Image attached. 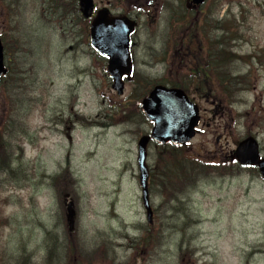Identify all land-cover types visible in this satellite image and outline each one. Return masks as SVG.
Returning <instances> with one entry per match:
<instances>
[{
    "label": "rangeland",
    "instance_id": "374dc122",
    "mask_svg": "<svg viewBox=\"0 0 264 264\" xmlns=\"http://www.w3.org/2000/svg\"><path fill=\"white\" fill-rule=\"evenodd\" d=\"M147 1L95 0L99 9L141 23L133 36L136 77L120 97L106 62L90 47L77 2L0 0V36L14 48L0 85V264H83L82 251L98 247V264H264L263 179L254 170H204L250 136L264 157V0H211L194 16L188 0H155L150 9ZM176 18L224 30L232 56L216 70L241 78L230 79L225 94L188 87L203 125L180 154L204 162L182 175L183 198L163 212L164 226L152 227L148 246L140 241L147 219L137 143L152 125L140 116L134 94L137 81L189 82L168 53ZM209 53L193 54L194 62ZM158 153L161 147L152 144L148 165L156 172Z\"/></svg>",
    "mask_w": 264,
    "mask_h": 264
},
{
    "label": "water",
    "instance_id": "95a60500",
    "mask_svg": "<svg viewBox=\"0 0 264 264\" xmlns=\"http://www.w3.org/2000/svg\"><path fill=\"white\" fill-rule=\"evenodd\" d=\"M205 0H193L192 5H200ZM93 0H80V10L84 18L94 13ZM136 22L127 18L111 19L108 11H99L91 24V46L101 56L109 57L108 71L113 80L112 88L119 95L124 92L123 78L130 76L133 70L130 36L135 31ZM7 70L4 65V48L0 41V77ZM143 111L155 124L152 138L159 144L169 143L180 146L188 143L196 135L200 124L199 109L192 104L186 94L179 89L156 87L143 102ZM151 137H144L139 142L138 164L143 200L148 203V178L146 166L147 146ZM259 146L254 139L242 142L237 149V158L243 165L257 166L264 178V159H260Z\"/></svg>",
    "mask_w": 264,
    "mask_h": 264
},
{
    "label": "trees",
    "instance_id": "16d2710c",
    "mask_svg": "<svg viewBox=\"0 0 264 264\" xmlns=\"http://www.w3.org/2000/svg\"><path fill=\"white\" fill-rule=\"evenodd\" d=\"M72 2H75V0H72ZM76 6V5H74ZM77 11V9H76ZM200 25L198 24L197 21L195 20H190L188 22V24H185L181 30H179V37H175V39L172 40V44H173V57L178 61V64L180 65V68L183 65V60H184V54L187 56V54L189 52H194L195 50H197L198 48L201 49V38L203 37V35H200ZM175 32H178V30H175ZM4 45H5V49L7 54L10 52L9 46H8V42H7V38L4 37ZM219 40L216 38V40H213L214 43L218 42ZM185 47V50L183 52V49ZM226 60H229V58L227 57ZM184 72V71H183ZM182 71L179 72V75L183 74ZM140 86L137 89L136 94H134V96L136 97L137 100H139L140 98H142L143 96L146 95V93L149 92V83L148 82H140L137 81ZM205 82V80H204ZM186 83L188 85H190L191 87V83L188 81H183L181 79H174L171 80L169 82H163L161 84L164 85H170L172 87H179V88H185ZM234 83V80H230V79H226V81H219V86H223L226 87L230 84ZM234 93V92H233ZM144 121H146L143 118ZM2 130H0L1 133ZM160 147V146H159ZM170 149V151L167 150ZM162 150V154L158 153V157H159V165L162 166L161 168V176H166L169 178L170 177H177L178 174L182 173L184 177H187L192 173L197 172L196 170H198V163L199 161H197L194 157L184 154L181 155L180 153L183 152L185 150V148H175L172 146H167V147H161ZM2 162V160L0 159V163ZM8 163V161H7ZM187 165V166H186ZM8 166V164H7ZM224 167H228L229 169H233L235 166L232 164H228L225 163L224 161H221L219 163H216L214 171L217 174L222 175L224 172ZM205 171L207 172V168L204 167ZM11 171V170H10ZM159 174H155L154 178L156 179L157 176ZM160 176V175H159ZM161 179V177H160ZM72 185V183H70V186ZM7 202V201H6ZM73 251L75 253H79L81 246L79 244V241L75 238V236L73 237ZM82 260H83V264H98L100 261V257L101 254H89L86 253L84 251H82Z\"/></svg>",
    "mask_w": 264,
    "mask_h": 264
},
{
    "label": "flooded vegetation",
    "instance_id": "af4514ba",
    "mask_svg": "<svg viewBox=\"0 0 264 264\" xmlns=\"http://www.w3.org/2000/svg\"><path fill=\"white\" fill-rule=\"evenodd\" d=\"M151 189H152V185H151ZM181 189H179V197L177 196V200H179L180 198V195H181ZM150 200H151V204L154 206L153 202L156 203L157 202H160V204L155 207L154 206V218L157 217V218H160L162 219L163 217V214L160 212L158 213V211L161 209L162 205H163V201L165 200V192L160 190L159 192L158 191H151L150 192ZM163 220V219H162ZM162 224V223H161Z\"/></svg>",
    "mask_w": 264,
    "mask_h": 264
}]
</instances>
